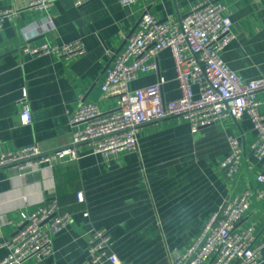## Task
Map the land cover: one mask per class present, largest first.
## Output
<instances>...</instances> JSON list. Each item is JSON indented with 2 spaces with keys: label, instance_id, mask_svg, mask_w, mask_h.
<instances>
[{
  "label": "crops",
  "instance_id": "crops-1",
  "mask_svg": "<svg viewBox=\"0 0 264 264\" xmlns=\"http://www.w3.org/2000/svg\"><path fill=\"white\" fill-rule=\"evenodd\" d=\"M203 1L222 2L233 21L236 38L222 60L245 81L264 77V0H155L148 9L162 21L179 20ZM146 5L93 0L76 7L74 0H57L48 11H38L28 7V0H0V11H18L0 30V153L33 144L46 152L68 146L69 118L79 97L105 111L117 107L119 97L102 92L105 71ZM75 41L85 48L76 57L22 52L26 45L63 46ZM161 80L165 100L181 96L171 50L160 53L157 72L144 74L129 86L135 90ZM24 89L33 116L30 125L20 119ZM193 89L198 95V87ZM258 98L264 114V90ZM229 136L237 137L246 151L243 169L232 182L220 169L230 154ZM255 139L249 116L238 121L227 117L195 133L188 121L169 118L143 125L138 150L120 153L112 161L82 144L75 162L2 167L0 260L8 254L3 243L22 226L23 215L56 198L60 211L72 214L73 222L55 237L51 257L27 264H86L94 229L110 232L109 253L121 264H174L228 199L260 188L257 177L263 167L251 151ZM80 193L83 203L77 198ZM250 226L258 241L264 240V197L253 202L239 224L241 229Z\"/></svg>",
  "mask_w": 264,
  "mask_h": 264
},
{
  "label": "built area",
  "instance_id": "built-area-1",
  "mask_svg": "<svg viewBox=\"0 0 264 264\" xmlns=\"http://www.w3.org/2000/svg\"><path fill=\"white\" fill-rule=\"evenodd\" d=\"M57 0H28V7L48 11ZM93 0H74L80 7ZM137 1L146 3L135 29L125 37V46L113 55L102 83L104 95L116 94L117 107L103 110L98 104L79 97L78 108L70 115L71 141L66 147L50 152L38 144L0 153V168L18 166L20 169L48 165L53 167L80 159L79 146L90 144L94 153L112 161L120 153L138 150L139 129L149 123L175 118L190 123L195 133L202 127L231 117L241 120L249 116L256 131L251 145L253 156L262 164L257 177L258 189L245 190L228 199L218 218L215 214L187 250L175 258L174 264H261L264 240L258 241L254 226L241 229L239 224L251 212L253 202L264 197V114L258 93L264 90V77L245 81L222 60L224 50L236 38L233 21L220 1H203L179 20L162 21L149 12L155 0H122L125 6ZM17 10L0 11V30L6 20H13ZM171 50L175 61L181 96L165 100L163 81L139 89L130 83L142 75L159 70V55ZM22 52L33 56L55 54L76 57L84 54L81 41L57 46L49 43L26 45ZM198 87V95L194 92ZM21 123L30 125L33 116L29 96L23 90L19 100ZM230 154L222 161L224 177L234 181L241 173L245 148L234 136L228 138ZM78 201H85L82 193ZM85 213V216H88ZM22 226L3 243L7 256L0 264H27L41 262L54 253V239L73 222L70 213L60 211L56 198L30 214L23 215ZM111 235L107 229H94L89 240L86 264H121L115 254H110Z\"/></svg>",
  "mask_w": 264,
  "mask_h": 264
},
{
  "label": "water",
  "instance_id": "water-1",
  "mask_svg": "<svg viewBox=\"0 0 264 264\" xmlns=\"http://www.w3.org/2000/svg\"><path fill=\"white\" fill-rule=\"evenodd\" d=\"M124 46H125V42H123V44L121 45V47L118 49L117 53H119L123 49ZM221 212H222V210H220V212L218 213V218L220 217Z\"/></svg>",
  "mask_w": 264,
  "mask_h": 264
}]
</instances>
